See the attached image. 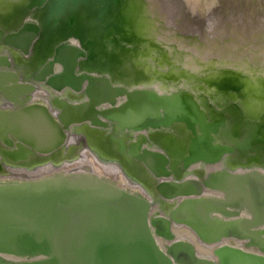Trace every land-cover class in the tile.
Wrapping results in <instances>:
<instances>
[{
  "label": "water",
  "instance_id": "water-1",
  "mask_svg": "<svg viewBox=\"0 0 264 264\" xmlns=\"http://www.w3.org/2000/svg\"><path fill=\"white\" fill-rule=\"evenodd\" d=\"M95 1L83 0L88 25L69 0L51 15L50 0H0V264H264V113L244 115L245 77L210 72L200 93L167 73L154 78L172 88L157 91L126 64L137 43H153L120 31L125 0ZM149 1L187 49L264 41L253 35L264 0L210 9L196 0L194 11ZM88 28L120 32V54L96 46ZM73 138L140 192L82 172L3 178L57 166L68 152L73 160Z\"/></svg>",
  "mask_w": 264,
  "mask_h": 264
},
{
  "label": "bare ground",
  "instance_id": "bare-ground-1",
  "mask_svg": "<svg viewBox=\"0 0 264 264\" xmlns=\"http://www.w3.org/2000/svg\"><path fill=\"white\" fill-rule=\"evenodd\" d=\"M50 1V5L53 8L49 9L47 12L51 15L56 9L62 6L65 0H56V2L55 0ZM69 1H72V4L78 9H81V12H78L81 19L87 17V7L83 0ZM85 1L92 4L95 0ZM241 1H243L245 7L249 8L251 6L254 7L256 5L255 3L261 4L262 2V0H229L225 2L224 7L229 8V5L234 6L235 2L240 4ZM183 2L185 3L183 4L185 8H191L193 11L195 10V6L197 5L196 0H183ZM56 3H60L61 5ZM218 3V0H208L204 9L216 8L219 6ZM123 4V10L119 11L120 14L115 19L118 26H120V31L124 34L125 31L128 33L132 31V33L139 36L142 40H149V42L153 43V45L147 42L144 44L137 43V39L131 38V42L137 43L138 46L133 51L134 54L132 59L126 64L127 66L131 64L146 72L149 78H152V82L156 84V86L153 87L154 89L167 92L172 88V82H169L167 85L165 83L162 84V80H155L154 77L160 78L159 75L173 73L176 78L180 79L178 81L179 86L188 89L195 88L199 90L200 93H203L200 89L206 85V83H204L205 85L203 84L206 75L210 72H217L219 69L230 68L239 71L242 76L245 77L243 81L245 83V89H248L245 92L247 101L245 102V106L242 107V104H240V107H242L246 118H250L253 114L264 113V101H258V98L261 99L264 96V87L261 85L262 80H264V41L258 40L260 42L253 45H246L245 43L242 44L237 41L232 42V40L223 44L217 40H209L206 44H193L189 47L190 49H187L185 46L186 42L182 38L177 37L174 33L171 34L167 32L166 30L169 28L159 23L162 20H158L159 22L157 21V17L154 16L158 15L156 6L152 2L149 0H125ZM74 10L75 12L71 13L76 15L73 17L74 22L77 20L79 26L81 25V22H79L81 19L77 17V10ZM19 15L20 13L18 11H12L9 17L14 18ZM81 21L91 25V21H89L88 17ZM70 22L73 23V20L70 19ZM159 28L160 30H158ZM88 30H90L91 36L96 39V41L94 40L96 46L104 49L107 53L120 54V52L117 51L120 46L118 43L119 39L115 37V34H120V32L116 30L102 32L99 28H96L94 30L95 32L91 31L89 28ZM230 31H232V27H229V32ZM253 35L255 37L257 35L258 39L261 37L264 40V29L260 28V31L254 32ZM39 47L44 48V44H40ZM158 47H160L162 51L159 52ZM40 48L37 49V51L41 53ZM160 54H163L166 58L162 59ZM24 63L27 65L26 62ZM208 91L209 90H207V92ZM41 95L42 93L39 92L33 101H42L39 98ZM205 97L209 102L214 104L215 101H217L216 96H213V94ZM219 101L221 100L219 99ZM77 141L78 140L73 138L72 140L70 139L69 142L70 146L77 151L73 160L70 159V154L72 155L74 152H68V154L64 153L68 161L62 164H58L57 166L50 164L40 165V169H31L30 171L12 169L10 170L11 175L3 178L22 179L46 176L54 173L82 172L104 178L130 192H140L139 187L126 177L116 164L102 161L96 152H92L88 148L83 147V145H80L82 143ZM80 147L83 148L81 149ZM201 253L205 254L202 251Z\"/></svg>",
  "mask_w": 264,
  "mask_h": 264
},
{
  "label": "rangeland",
  "instance_id": "rangeland-1",
  "mask_svg": "<svg viewBox=\"0 0 264 264\" xmlns=\"http://www.w3.org/2000/svg\"><path fill=\"white\" fill-rule=\"evenodd\" d=\"M73 1H75V0H73ZM65 162V161H64Z\"/></svg>",
  "mask_w": 264,
  "mask_h": 264
},
{
  "label": "flooded vegetation",
  "instance_id": "flooded-vegetation-1",
  "mask_svg": "<svg viewBox=\"0 0 264 264\" xmlns=\"http://www.w3.org/2000/svg\"><path fill=\"white\" fill-rule=\"evenodd\" d=\"M81 143V142H80Z\"/></svg>",
  "mask_w": 264,
  "mask_h": 264
}]
</instances>
